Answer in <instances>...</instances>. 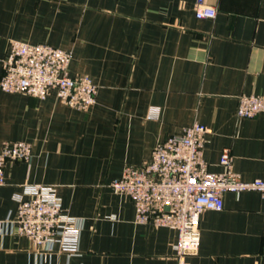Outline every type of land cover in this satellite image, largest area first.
Masks as SVG:
<instances>
[{"label":"crops","instance_id":"0c3cea01","mask_svg":"<svg viewBox=\"0 0 264 264\" xmlns=\"http://www.w3.org/2000/svg\"><path fill=\"white\" fill-rule=\"evenodd\" d=\"M195 1L0 0V78L15 38L72 51L70 75L99 86L86 111L55 94L0 88V151L32 145L28 161L6 163L0 221L16 217L26 184H48L80 226L78 253L56 246L45 258L0 225V264H177V230L137 223L133 200L111 182L195 122L209 129L211 171L223 170L230 147L243 180H264V111L237 116L241 95L264 96V0H208L215 18H198ZM200 230L192 264H264V194L226 192L222 210L201 214Z\"/></svg>","mask_w":264,"mask_h":264},{"label":"built area","instance_id":"2783aa9c","mask_svg":"<svg viewBox=\"0 0 264 264\" xmlns=\"http://www.w3.org/2000/svg\"><path fill=\"white\" fill-rule=\"evenodd\" d=\"M198 18H215L216 5L196 0ZM72 51L48 43H31L11 38L3 59L0 88L25 93L40 99L55 94L64 104L89 110L97 103L99 86L88 74L70 75ZM264 111V96L239 97L238 118H252ZM209 129L195 122L182 131L159 141L150 159L141 166L127 165L111 182L113 189L130 197L136 207L135 221L177 230L174 245L177 264H192L188 257L198 252L201 243L200 217L206 210H222L228 191L258 190L264 194V180L246 181L234 169L230 147L224 148L220 172L209 169L204 147ZM32 145L26 141L5 142L0 151V186L6 183L9 161H28ZM15 218L0 221L10 232L26 236L38 251H60L73 255L80 249L77 218L63 211L62 199L54 185L26 184L18 198ZM42 254V252H40Z\"/></svg>","mask_w":264,"mask_h":264}]
</instances>
